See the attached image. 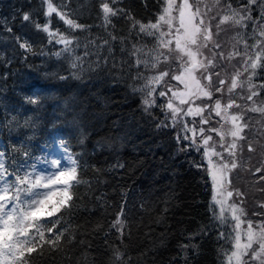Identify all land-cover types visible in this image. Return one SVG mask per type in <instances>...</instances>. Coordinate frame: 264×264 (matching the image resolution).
<instances>
[{
    "label": "snow or ice",
    "instance_id": "6c2138e0",
    "mask_svg": "<svg viewBox=\"0 0 264 264\" xmlns=\"http://www.w3.org/2000/svg\"><path fill=\"white\" fill-rule=\"evenodd\" d=\"M9 8L0 16V264H202L209 243L215 264H264V0ZM21 63L46 83L28 84ZM121 82L125 99L138 98L134 124L108 122L99 86ZM141 122L166 137L168 179L187 164L206 190L204 215L174 248L154 236L164 213L152 216L161 210L151 191L137 198L117 180L142 167L123 152ZM242 171L259 197L237 185Z\"/></svg>",
    "mask_w": 264,
    "mask_h": 264
},
{
    "label": "trees",
    "instance_id": "16d2710c",
    "mask_svg": "<svg viewBox=\"0 0 264 264\" xmlns=\"http://www.w3.org/2000/svg\"><path fill=\"white\" fill-rule=\"evenodd\" d=\"M30 2V0H0V16H8L11 9L10 4H19ZM139 2V0H137ZM155 3V0H153ZM133 7H135L133 5ZM135 11L139 15L147 16L148 11L135 8ZM92 21H89L91 23ZM119 28V25L117 26ZM95 33V29H93ZM6 41V38L0 36V45ZM55 59V58H54ZM38 67H43L39 60L33 62ZM18 74L23 79L34 86H42L46 82L42 79V73L38 72L36 68H32L23 63L17 65L16 68ZM29 73L31 75H29ZM51 83H55L52 81ZM11 82L9 87H11ZM92 87L91 84L88 85ZM125 85L121 82L119 85L114 83H108L106 85H100L99 90L103 92L105 97L110 98V102L105 108V111L109 117V123L111 120L121 118L126 122L133 123L131 113L136 112L138 98L125 99L124 96ZM136 117L139 119V113L136 112ZM43 123V122H42ZM140 129L133 137L132 144L127 145L123 149L124 154L128 159L136 157L142 164V167L136 172L134 176L128 178L124 177L120 180L117 176V180L124 184L123 191L133 192L138 198L141 195H146V190H150L152 193V200L156 201L155 208H159L161 211H152V216L156 218L161 217V213H164V222L153 224L154 236L158 240L166 242L168 247L174 248L177 242V237L182 241L183 237L179 236L180 229L190 226V222L193 220L199 221L201 216L205 213V201L206 190L203 187V181L198 175L196 170L192 169L187 171L188 165L185 164L184 169L179 170L178 176H173L171 180L168 177L171 175V162L167 157V148L165 145L166 137H160L153 134V132L143 124L140 123ZM35 143L42 142V133H37L35 137ZM85 179H91V175L85 177ZM101 179H108V177H101ZM252 177L248 182H252ZM156 181V183H152ZM115 183V182H114ZM251 184V183H249ZM248 184V185H249ZM241 186H245L241 184ZM101 191L106 192L108 196L113 195L111 188H101ZM249 196L255 195L259 197V193L255 188L249 189ZM81 193L87 192V185L80 188ZM251 193V195H250ZM111 203V201H109ZM167 209L166 212L164 210ZM86 215V213H84ZM103 215V211L97 213L95 219H99ZM145 223H150L147 216H145ZM179 222V223H178ZM102 235L93 236V240L96 244L102 245ZM218 246L209 243L204 249V257L202 264H215L216 255L215 249ZM174 252H165V258L174 255Z\"/></svg>",
    "mask_w": 264,
    "mask_h": 264
},
{
    "label": "rangeland",
    "instance_id": "374dc122",
    "mask_svg": "<svg viewBox=\"0 0 264 264\" xmlns=\"http://www.w3.org/2000/svg\"><path fill=\"white\" fill-rule=\"evenodd\" d=\"M258 152H259V149H258ZM246 174H244L243 176H240V178L237 180V185L239 187H241L242 189L248 191L249 189L250 190L253 189V187H252V182H248L251 177L250 176H245ZM249 183H251V184H249ZM241 184H244L245 186H241ZM250 195H251V193H250Z\"/></svg>",
    "mask_w": 264,
    "mask_h": 264
},
{
    "label": "flooded vegetation",
    "instance_id": "af4514ba",
    "mask_svg": "<svg viewBox=\"0 0 264 264\" xmlns=\"http://www.w3.org/2000/svg\"><path fill=\"white\" fill-rule=\"evenodd\" d=\"M257 159H258V155H257ZM244 174H246V172L242 171V172L240 173V176H243Z\"/></svg>",
    "mask_w": 264,
    "mask_h": 264
}]
</instances>
